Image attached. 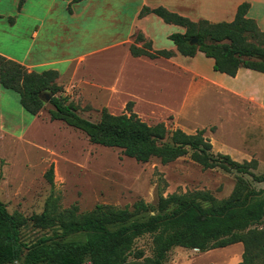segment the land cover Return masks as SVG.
Returning a JSON list of instances; mask_svg holds the SVG:
<instances>
[{"label":"rangeland","instance_id":"rangeland-1","mask_svg":"<svg viewBox=\"0 0 264 264\" xmlns=\"http://www.w3.org/2000/svg\"><path fill=\"white\" fill-rule=\"evenodd\" d=\"M111 2V10L116 4L117 13L122 14L125 9V15H118L116 24L108 21V16L95 20L91 40L83 37L80 48L87 50L90 44L97 47L125 39L130 10L123 8L122 0ZM160 24L148 23L147 28L155 38L151 40L156 49L169 50L167 31ZM149 42L144 39L135 46ZM130 44L88 57L84 64L86 71L78 72L67 89L61 86V97L73 106L77 115L98 122L102 109L119 115L126 112L128 102H133L132 111L147 124L162 123L169 130L181 129L187 134L204 129L214 154L229 155L239 163L255 161L253 172L264 173L263 117L235 106L229 110L223 96L212 88L188 96L190 75L178 72L162 59L152 61L142 57L146 61H139L126 55ZM180 58L187 61L183 64L191 62ZM197 64L207 74L208 63L202 60ZM94 65L106 72H94ZM9 92L18 102L11 100L8 107L5 105L8 116L5 126L13 134L0 133V201L9 214L17 213L27 219L22 231L27 241L45 232L35 228L30 219L52 206L59 212L77 207L78 213H85L97 205L125 208L139 200L155 205L158 195L193 191L209 192L222 200L235 187L234 172L203 170L190 160L189 154L168 164H161L158 159L138 163L123 156L117 148L91 143L84 132L63 121L51 120L54 108L47 102L37 116H32L21 107L18 94ZM50 166H53L52 184L46 178ZM244 179L255 189L264 187L249 176ZM133 252H141L143 256L136 259L133 254L128 264H142L144 259L151 258L152 238L146 235L137 239ZM242 253L240 243L206 252L176 247L168 253L164 264H238Z\"/></svg>","mask_w":264,"mask_h":264},{"label":"trees","instance_id":"trees-1","mask_svg":"<svg viewBox=\"0 0 264 264\" xmlns=\"http://www.w3.org/2000/svg\"><path fill=\"white\" fill-rule=\"evenodd\" d=\"M24 2L19 0L18 8ZM249 8V3H242L231 22L220 23L193 22L164 7H143L138 18L153 14L165 24L183 28L184 33L169 36L178 54L192 58L203 53L213 60L215 72L235 77L241 68L264 73V32L247 17ZM142 41L144 37L137 34L129 46L133 57L153 60L175 55L167 50L152 51L151 42L135 46ZM57 79L55 70L28 71L0 55V85L16 92L21 107L32 116L40 113L49 96L47 103L54 108L50 119L81 130L93 144L117 148L138 163L158 159L168 164L189 154L203 170L234 172L235 187L222 200L209 192L193 191L158 195L155 205L139 200L125 208L97 205L85 213H78L77 207L59 212L52 206L30 219L35 228L45 230L31 241L22 234L27 219L9 214L0 201V264H128L133 254L142 258L133 247L146 235L152 238L153 256L142 264H164L176 247L206 252L239 243L243 253L238 264H264V187L255 189L244 179L249 176L254 183L264 184V173L253 172L255 161L239 163L229 155L214 154L204 129L187 134L181 129L169 130L162 123L149 125L132 111L133 102L119 115L102 109L98 122L81 118L61 97ZM46 178L53 183V166Z\"/></svg>","mask_w":264,"mask_h":264},{"label":"crops","instance_id":"crops-1","mask_svg":"<svg viewBox=\"0 0 264 264\" xmlns=\"http://www.w3.org/2000/svg\"><path fill=\"white\" fill-rule=\"evenodd\" d=\"M74 1L25 0L21 8H18L19 0H0V55L23 65L28 71L39 73L45 70L57 71V84L67 89L68 84L77 78L78 72L86 71L84 64L88 57L108 52L119 46L126 47L127 44H134L132 39H135L136 32L144 39L150 40L152 51H160L161 49H156L153 42L155 38L147 28L150 22L163 23L160 25L167 31L168 41H170L169 36L175 31L184 33L183 28L165 24L153 14L138 18L143 7L150 9L164 7L193 22L206 20L210 23H220L231 22L238 6L247 2L250 4L247 17L253 19L264 32V0H122L123 8L130 10V23L125 39L120 41L115 39L97 47L90 44V47L85 50L86 48H80V41L85 36L91 40L95 20L108 16V21L116 24L118 15H125L123 14L125 9L121 10L122 14L117 13L116 4H114L111 10V0ZM88 31H91L89 35ZM170 43V49L167 51H172L175 55L170 59H157L165 60L166 63L177 68L178 72L182 71L190 75L188 96L190 93L195 94L212 88L217 95L223 96L222 101L229 110H233L235 106L243 112L252 111L258 118H264V73L241 68L235 77H230L215 72L212 68L213 60L206 58L200 52L192 58L184 57L191 62L183 64L187 61L180 58L181 55L176 51L172 41ZM127 54L139 61H146L142 57H133L129 47ZM146 59L149 58L146 57ZM202 60L209 65L207 74L202 73L197 64ZM98 66L94 65V72H106L103 67ZM11 100L18 102V98L0 85V133L10 135L13 131L7 130L5 126L8 119L5 105L8 107V102Z\"/></svg>","mask_w":264,"mask_h":264},{"label":"water","instance_id":"water-1","mask_svg":"<svg viewBox=\"0 0 264 264\" xmlns=\"http://www.w3.org/2000/svg\"><path fill=\"white\" fill-rule=\"evenodd\" d=\"M191 43H192V44L196 43V39H193V40L191 41ZM262 61L264 62V59H262ZM49 99H50L49 96H46V97H45L46 102H48Z\"/></svg>","mask_w":264,"mask_h":264}]
</instances>
